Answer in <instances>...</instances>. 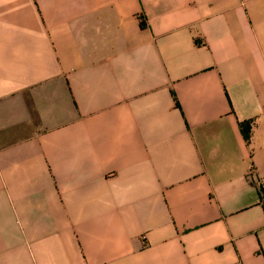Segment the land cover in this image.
Segmentation results:
<instances>
[{"label":"crops","instance_id":"1","mask_svg":"<svg viewBox=\"0 0 264 264\" xmlns=\"http://www.w3.org/2000/svg\"><path fill=\"white\" fill-rule=\"evenodd\" d=\"M263 204L264 0H0V264H264Z\"/></svg>","mask_w":264,"mask_h":264},{"label":"trees","instance_id":"2","mask_svg":"<svg viewBox=\"0 0 264 264\" xmlns=\"http://www.w3.org/2000/svg\"><path fill=\"white\" fill-rule=\"evenodd\" d=\"M240 131L243 134V136L247 139L248 138V133H249V128H250V123L248 121H243L239 123Z\"/></svg>","mask_w":264,"mask_h":264},{"label":"built area","instance_id":"3","mask_svg":"<svg viewBox=\"0 0 264 264\" xmlns=\"http://www.w3.org/2000/svg\"><path fill=\"white\" fill-rule=\"evenodd\" d=\"M263 209H264V204H263Z\"/></svg>","mask_w":264,"mask_h":264}]
</instances>
